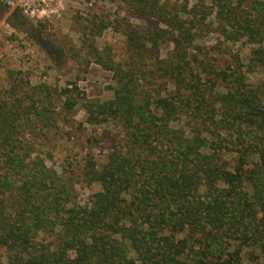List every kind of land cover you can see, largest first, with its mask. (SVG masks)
<instances>
[{
	"label": "trees",
	"instance_id": "obj_1",
	"mask_svg": "<svg viewBox=\"0 0 264 264\" xmlns=\"http://www.w3.org/2000/svg\"><path fill=\"white\" fill-rule=\"evenodd\" d=\"M119 2L144 27L123 64L89 46L113 85L111 99H82L85 121L123 137L103 163L85 159L82 182L100 187L88 203L31 157L27 132L54 121L48 88L29 113L0 97V264H264V0ZM210 17L221 44L250 46L245 58L196 43Z\"/></svg>",
	"mask_w": 264,
	"mask_h": 264
},
{
	"label": "rangeland",
	"instance_id": "obj_2",
	"mask_svg": "<svg viewBox=\"0 0 264 264\" xmlns=\"http://www.w3.org/2000/svg\"><path fill=\"white\" fill-rule=\"evenodd\" d=\"M46 3V11L37 18L22 16L24 25L11 19V13L16 11L0 3V97L6 100L22 96V107L29 113L31 105L45 95L43 87L48 88L50 104L44 107L54 121L48 128L27 132L26 139L34 145L31 157H40L46 167L63 177L73 187L77 203L84 205L100 190L99 185L87 186L81 180L85 159L91 156L97 163H103L115 146L114 138L119 135L120 142L123 137L112 120L93 125L85 121L82 99H111L109 87L113 85L111 74L89 54V46H94L104 56L110 50L113 61L123 64L128 32L141 30L144 20L126 13L119 0H46ZM99 20L105 21L106 27L101 34H92L91 22ZM207 25L203 28L206 33L196 43L208 48L219 44L241 58L248 55L249 45L220 43L213 17L205 22ZM170 48L163 47L160 58H164ZM211 53L215 55L216 51ZM261 78L263 75L257 72L249 75V82L253 85ZM64 89L69 91L67 95L77 99L73 109L62 107L64 100L59 94L64 93ZM24 125L26 127L27 122ZM34 125L32 121L30 126ZM38 128L40 124L33 129ZM244 262H247L246 257Z\"/></svg>",
	"mask_w": 264,
	"mask_h": 264
},
{
	"label": "built area",
	"instance_id": "obj_3",
	"mask_svg": "<svg viewBox=\"0 0 264 264\" xmlns=\"http://www.w3.org/2000/svg\"><path fill=\"white\" fill-rule=\"evenodd\" d=\"M3 7L27 18H37L38 15L44 13L47 8L46 0H0ZM1 38V33H0Z\"/></svg>",
	"mask_w": 264,
	"mask_h": 264
},
{
	"label": "flooded vegetation",
	"instance_id": "obj_4",
	"mask_svg": "<svg viewBox=\"0 0 264 264\" xmlns=\"http://www.w3.org/2000/svg\"><path fill=\"white\" fill-rule=\"evenodd\" d=\"M10 16L13 21L18 22L22 25L25 24V19L22 17L21 14L14 12V13H11Z\"/></svg>",
	"mask_w": 264,
	"mask_h": 264
}]
</instances>
